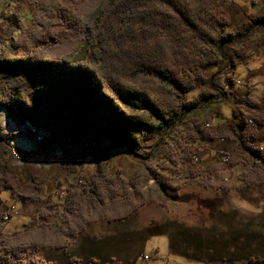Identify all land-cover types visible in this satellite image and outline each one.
I'll list each match as a JSON object with an SVG mask.
<instances>
[{"label":"rangeland","instance_id":"rangeland-1","mask_svg":"<svg viewBox=\"0 0 264 264\" xmlns=\"http://www.w3.org/2000/svg\"><path fill=\"white\" fill-rule=\"evenodd\" d=\"M115 1L117 0H104V3ZM135 2L139 5L135 25L138 26L140 22L144 25L145 19L156 25L152 31L144 29L137 36L143 38L144 42L149 40L152 44L156 39V45L160 38L158 57L160 56L170 68L171 63L176 62L179 69L186 74L181 83V90L147 77L124 76L125 79L121 80L122 85L135 90L134 102L137 108H129L126 103L115 99L108 91L101 90L121 113L132 118L133 124L138 126L141 134L135 135L140 146L139 153L149 160L145 165L140 164L122 149H116L106 159H92L83 156L87 149L85 144H80L73 153L71 148L63 149L55 141L66 138L68 144L65 131L58 127L49 131L27 125L25 122L18 125L0 106V138L22 151L29 150L27 155L22 156L0 144V198L3 200L0 203V264H32L38 261L47 264H83L85 255L80 251V245L85 239L89 238L94 244H99L108 239L110 234H107V231L111 233V229H118L130 223L131 218L128 216L136 212L138 207L160 206L156 202L142 204V201L145 202L147 193H155L160 182L165 179L172 181V175L170 177L168 173L163 172V169H167V172L171 171L172 174L173 167L169 169V160L180 157L178 160L180 167L190 176L188 182L192 184L198 181L194 179L199 175L198 166L191 162L190 158L197 155L200 159L205 149L193 146L190 124H179L177 119L184 111L182 109L184 106L201 107L209 98L217 97V92L207 89L198 81L206 79L203 66L207 63H215L222 69H228L227 64L220 63L219 51L223 56L232 58L236 53L241 54L244 51L258 53L264 50V25L258 26L264 22V0H135ZM62 4L63 0H0V61L29 57L28 53L32 50L42 58L53 56L57 46L49 33L56 21L50 16L52 17L54 11ZM104 8V4L101 3L96 9ZM96 9L87 10L91 23ZM158 23L166 26L161 32ZM39 26L43 30L42 33L39 32ZM32 33L35 35L34 39L39 38L42 41L39 44L40 48L36 50L29 43V38L27 39ZM57 36L62 37L61 34ZM47 47L48 51L45 50ZM72 52L69 60L79 59L83 55L87 58L91 56L84 43ZM239 69L243 76L244 70L242 67ZM20 81L11 79L4 84L8 86L9 94L21 84ZM0 82L2 89L4 81ZM217 84L223 87L221 80H217ZM38 87L39 85H36L35 89ZM187 89L189 90L186 91ZM23 93L26 95L22 92L21 98H24ZM10 100L14 102L17 99L9 97ZM0 102L8 103L7 97L0 96ZM231 102H223L219 107H214L217 115L224 113L230 117L232 109L234 112L236 110L228 104H244L248 110L247 114L258 119L259 128L264 119L262 110L264 100L255 103L245 98H235ZM46 110L54 119L53 111ZM167 121L174 123L169 127ZM209 126L205 124L203 127L208 129ZM33 127L47 135L42 143H37L28 130ZM28 135L32 140L26 138ZM105 145L108 143L105 142ZM39 151H46L47 157L43 158L38 154ZM70 157L74 158L71 160ZM227 158L228 162L222 163L225 166L231 167L238 162L229 156ZM71 167L77 169L78 173L71 174V170L67 169ZM21 169L38 178L42 192L43 185H50L54 176L55 183L59 182L62 185L59 188L53 184L49 190H45L49 192V197L44 198L45 205L31 200L32 194L28 190L11 193L3 188V183L5 181L11 183L13 176L18 183L22 182L24 175ZM260 173L261 170H258L252 189L258 194V199L264 206V178L260 177ZM82 177H86L89 182L86 183ZM178 182L179 184L183 182L182 177L178 178ZM208 182L206 180L205 184ZM172 187L177 188L175 185ZM83 189L88 191L87 195L83 194ZM59 197H63L64 200ZM9 207L15 208L14 214L11 221L3 225V217ZM58 212L62 213L68 226H71L66 233L55 232L58 229L55 227V221L58 220L55 216H58L56 215ZM166 213V209H162L152 216L164 219ZM37 215L41 218H37ZM148 216L150 217L146 215ZM30 220H33L34 226L20 231L22 225L28 224ZM15 230L20 232H13ZM86 230V233H82ZM152 244L154 248L150 245L142 256V261L135 264H171V256L168 254L164 239H155ZM116 249H120V245ZM133 262L119 261L113 257L107 262L95 260L90 264Z\"/></svg>","mask_w":264,"mask_h":264},{"label":"trees","instance_id":"trees-1","mask_svg":"<svg viewBox=\"0 0 264 264\" xmlns=\"http://www.w3.org/2000/svg\"><path fill=\"white\" fill-rule=\"evenodd\" d=\"M101 3L105 8L96 9ZM138 6V2L135 0H117L106 4L104 0H63L61 7L54 11L52 17L50 16L56 21L55 24H52L53 30L49 33L50 38L55 40L57 46L53 56L42 58L32 50L28 53L29 57L13 61H0V81H4L1 85L0 96L8 99V103L0 102V106L18 125L25 122L27 125L49 131L55 127L65 131L69 145L66 138L55 140L63 149L71 148L74 153L80 144H85L87 149L83 156L98 160L110 157L116 149H122L138 163L145 165L149 159L140 155V146L137 144L135 135L141 134L140 129L133 124L132 118L121 113L101 90L108 91L114 95L115 99L126 103L129 108H137L134 102L135 90L122 85L121 80L125 79H123L124 76L147 77L181 90V83L186 74L179 69V64L176 62L171 63L170 68L165 61L161 60L160 56L158 57L160 52L159 37L156 45V39L152 44L149 40L144 42L143 38L137 36L144 29L152 31L156 27L146 19L143 20L146 22L144 25L141 22L138 23V26L135 25L136 18H138ZM90 8L97 10L96 13V10L94 11L92 23L87 15ZM160 24L158 23L159 32L166 28L165 25ZM263 25L264 22L258 26ZM39 32H43L41 26H39ZM58 34L62 35L61 39L58 38ZM159 35L160 33H158ZM34 36L32 33L27 36V39L29 38V43L36 50L40 48L39 44L42 41L39 38L34 39ZM83 43L85 48L90 51L91 56L87 58L86 55H83L79 59L69 60L72 51L78 49ZM45 50L48 51L49 48L47 47ZM259 56L254 51H244L229 58L223 56L219 51L220 63L227 64L228 69H222L215 63H207L203 66V74L206 79L198 82L207 89L217 92V97L209 98L201 107L184 106L182 108L184 111L177 119L179 124H190L193 146L197 145V142L210 140V137L206 130L199 128L191 113L224 102L227 98V89L231 91L248 87L246 75L251 71V65L258 61ZM236 63L244 70L243 76L236 70ZM11 79L21 80V84L13 92L11 91L12 94H9V88L4 84ZM217 80L222 81V88L218 86ZM36 85H39L37 89H35ZM22 92L26 94L24 96L23 93L24 98L20 97ZM9 97L10 99L16 97L17 100L9 101ZM236 104L234 103L232 108H235ZM241 105L246 107L244 104ZM46 109L53 111L54 119L50 117L51 115ZM66 110L68 111L66 112ZM235 110L236 112L232 109V117L227 120V125L234 135L233 141L246 154L247 161L252 166L262 167L263 173L260 177L264 178V153L249 144L254 140L258 126L253 129L249 128L245 123L246 118L240 117L236 108ZM173 123L174 121H167L169 127ZM56 137L54 138L56 139ZM26 138L31 139L29 135ZM105 142L108 145H105ZM0 144L9 147L11 152L17 151L22 156L27 155L25 151L12 146L1 138ZM70 158L72 160L74 157ZM179 159L180 157H177L168 162L169 169L171 170V166L173 167L172 174L171 171L167 172V169H163V172L168 173L170 177L172 175V181L165 179L160 182L155 193H147L145 202L142 201V204L156 202L164 207L170 200H177L178 188L181 184L178 182L180 177H176L174 172L180 166ZM212 161L211 158L199 159L195 164L202 170H206L209 169ZM222 163L224 162L222 161ZM67 169L71 170V174L78 173L74 167ZM21 173L24 175L21 183H18L13 176L11 183L9 181L3 183V188L8 189L11 193L28 190L33 196H30L31 200L34 199L42 205L46 204L44 198L49 197V192H45V190H49L53 184L59 188L62 185L59 182H51L48 186L43 185L44 191L42 192L38 178L23 170ZM85 182L88 183L89 180H85ZM255 182L256 177L253 180L254 184ZM231 187L236 188V185H231ZM82 192L84 195L88 194L86 189H83ZM59 198L64 200L63 197ZM56 215L59 216L61 224L55 232H68V223L62 213L58 212ZM37 218H41L40 215H37ZM33 226V220H30L19 230L25 231ZM19 230L13 232H20ZM32 264L47 263L38 261ZM247 264H264V261L250 260Z\"/></svg>","mask_w":264,"mask_h":264},{"label":"crops","instance_id":"crops-1","mask_svg":"<svg viewBox=\"0 0 264 264\" xmlns=\"http://www.w3.org/2000/svg\"><path fill=\"white\" fill-rule=\"evenodd\" d=\"M257 54L260 55L258 61L251 65V71L246 75L248 87L234 89L233 93L227 89L229 93L224 102L235 98L255 103L264 100V50ZM240 67L237 65L236 70L239 71ZM222 103L191 113L200 129H204L205 124L210 125L204 129L209 130L210 140L197 142L196 145L205 149L200 159H213L209 169L198 167L199 175L194 178L198 181L190 184V176L179 166L174 175L182 177L183 182L178 188L177 200H171L166 207L153 205L156 209L146 205L138 207L128 216L130 223L111 229V233L107 231L110 234L108 239L99 244L85 239L80 245V251L85 255L83 264L95 260L107 262L113 257L119 261H134L135 264L142 261L150 245L154 248L152 242L158 238L166 242L171 264H247L250 260L264 261V206L252 189L258 170H261L260 175L263 170L262 167L252 166L246 154L233 141V132L227 125L232 114L230 117L224 113L217 115L214 107ZM249 144L264 153V119ZM38 154L47 157L46 151H39ZM223 156L238 162L231 167L225 166L222 164ZM82 178L86 180V177ZM55 179L54 176L50 183H55ZM206 180L209 181L207 184ZM231 185H236V188ZM162 209L167 211L164 219L152 216ZM55 217L58 218L55 227H58L61 220L59 216ZM69 229L71 226H68ZM119 245L120 249H116Z\"/></svg>","mask_w":264,"mask_h":264},{"label":"built area","instance_id":"built-area-1","mask_svg":"<svg viewBox=\"0 0 264 264\" xmlns=\"http://www.w3.org/2000/svg\"><path fill=\"white\" fill-rule=\"evenodd\" d=\"M262 105H264V103ZM245 123H253L254 126H258V119L247 118ZM28 130H30L32 137L34 138V140L37 143H42L45 140V136H47L46 134L42 133V131L40 129H37V128H28ZM223 158H227V156H223ZM198 160H199L198 157H192L190 159V161L193 163H198ZM14 209H15L14 207L8 208L7 214L3 217V225H5L11 221V218L14 214L13 213Z\"/></svg>","mask_w":264,"mask_h":264},{"label":"bare ground","instance_id":"bare-ground-1","mask_svg":"<svg viewBox=\"0 0 264 264\" xmlns=\"http://www.w3.org/2000/svg\"><path fill=\"white\" fill-rule=\"evenodd\" d=\"M262 107H263L262 110L264 111V105H262ZM235 108L237 109V111H238L240 117H245L246 120H247V118H254V119H257L255 116H252L251 114H247V111H248V110H246V107H245V106H243V105L237 103V104L235 105ZM253 114H254V113H253ZM247 125H248V127L251 128V129H253V128H257V126H254L253 123H247ZM207 126H208V125H207ZM33 128H35V127H33ZM192 157H197V155H192L191 158H192ZM191 158H190V159H191ZM227 160H228V158H225L224 161H223V160H222V161H223V162H226Z\"/></svg>","mask_w":264,"mask_h":264}]
</instances>
